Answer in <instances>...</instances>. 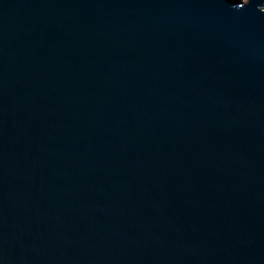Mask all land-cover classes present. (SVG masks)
Instances as JSON below:
<instances>
[{
    "label": "water",
    "instance_id": "95a60500",
    "mask_svg": "<svg viewBox=\"0 0 264 264\" xmlns=\"http://www.w3.org/2000/svg\"><path fill=\"white\" fill-rule=\"evenodd\" d=\"M0 264H264V0H0Z\"/></svg>",
    "mask_w": 264,
    "mask_h": 264
}]
</instances>
